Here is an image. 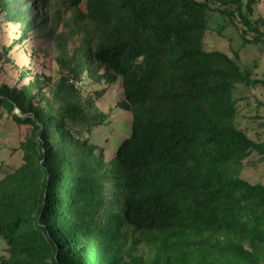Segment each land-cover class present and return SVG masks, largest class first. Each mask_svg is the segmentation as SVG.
I'll return each mask as SVG.
<instances>
[{
  "label": "trees",
  "instance_id": "1",
  "mask_svg": "<svg viewBox=\"0 0 264 264\" xmlns=\"http://www.w3.org/2000/svg\"><path fill=\"white\" fill-rule=\"evenodd\" d=\"M257 2L64 0L48 23L27 0H0L19 41L45 39L55 74L0 85L1 113L29 127L0 175V264H264V184L239 176L264 141L237 127L233 97L264 80L237 52L204 48L214 11L264 50ZM83 75L120 81L131 116L108 160Z\"/></svg>",
  "mask_w": 264,
  "mask_h": 264
},
{
  "label": "rangeland",
  "instance_id": "2",
  "mask_svg": "<svg viewBox=\"0 0 264 264\" xmlns=\"http://www.w3.org/2000/svg\"><path fill=\"white\" fill-rule=\"evenodd\" d=\"M63 1L46 0L48 5L42 3L39 9L37 0H27L34 12L37 10L42 19L48 23L50 15L58 8L57 4ZM64 7L65 5L60 8L61 11H65ZM81 7L83 8V3ZM253 18L264 20V0H258L255 4ZM44 25L48 24L44 23ZM32 32L28 33L27 38L19 41L21 33L19 24L5 19L0 12V85L21 87L34 76H39L41 79L46 77L54 79L52 53L46 52L45 39L34 37ZM204 48L218 50L230 56L234 51L237 52L240 68L249 69L252 78L264 80V50L260 45L244 44L235 27L214 11L209 13ZM78 87H84L88 95L94 99L97 109L106 115V122L94 128L93 141L97 147L103 148V154L108 160L113 156L121 140L130 132V113L117 106L122 98L120 81L114 85H107L102 80L97 82L83 75ZM233 97L237 108V127L246 132L252 140L264 141V119L262 118L264 88L237 85L233 91ZM1 111L0 107V175L18 165L22 155L19 145L29 132L28 126L16 125ZM13 112L18 113L17 109ZM239 176L250 183L264 184V159L252 153L243 161ZM5 255V245L3 240H0V257Z\"/></svg>",
  "mask_w": 264,
  "mask_h": 264
}]
</instances>
